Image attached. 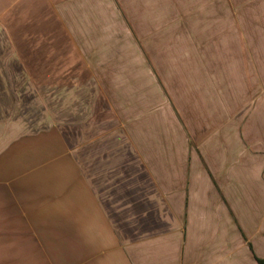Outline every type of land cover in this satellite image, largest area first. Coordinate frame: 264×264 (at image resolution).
Instances as JSON below:
<instances>
[{"label": "crops", "instance_id": "crops-1", "mask_svg": "<svg viewBox=\"0 0 264 264\" xmlns=\"http://www.w3.org/2000/svg\"><path fill=\"white\" fill-rule=\"evenodd\" d=\"M97 2L119 0H0V83L7 80L2 64L9 72L12 66L15 78L18 51L64 49L65 34L103 33L95 21L80 20L97 18V10L83 6ZM209 2L238 19V31L232 53L212 61L217 69L207 95L216 105L205 107L199 128L186 124L178 138L176 121L145 113L122 122L111 139L90 140L87 170L75 141L57 128V155L72 173L35 175L40 186L32 184L33 173H17V145L0 155V264H259L264 258V0ZM32 57L25 53L19 65ZM169 106L177 113L175 103ZM27 140L25 157L32 158L35 145L44 151L36 161L48 159L43 140ZM66 177L71 185H49Z\"/></svg>", "mask_w": 264, "mask_h": 264}, {"label": "rangeland", "instance_id": "rangeland-1", "mask_svg": "<svg viewBox=\"0 0 264 264\" xmlns=\"http://www.w3.org/2000/svg\"><path fill=\"white\" fill-rule=\"evenodd\" d=\"M115 3H83L84 8L97 10V18L80 20L95 21L103 33L65 34L64 49L18 51L15 78L12 66L10 74L9 65L2 64V79L7 80L0 83V155L17 145L21 150L18 170L28 169L17 173H33L34 186L41 185V178L35 176L40 173H72L71 165L63 166L57 155V128L64 130L68 142L75 141L87 170L90 140L105 135L111 139L119 133L122 122L135 123L145 113L156 111L162 121H176L177 137L183 138L186 124H198L199 128L205 107L216 105L215 99L207 95L214 81L211 70L217 69L212 61L232 53L238 19L225 8L214 10L207 0ZM118 8L125 10L128 19L117 17ZM244 21L241 19V23ZM55 22L49 19V25ZM55 36L50 35L49 41L55 42ZM90 40L107 42L110 48H73V41ZM25 53L33 57L29 64L19 65ZM90 60H95L96 65H91ZM169 103L176 104L177 113ZM194 132L199 137L200 130ZM26 139H39L35 143L43 140L48 159L41 164L36 161L41 151L35 145L32 158L25 157L31 148L24 142ZM177 144L184 146L179 140ZM28 159L34 161L28 163ZM65 181L54 180L49 185H71L67 177Z\"/></svg>", "mask_w": 264, "mask_h": 264}, {"label": "trees", "instance_id": "trees-1", "mask_svg": "<svg viewBox=\"0 0 264 264\" xmlns=\"http://www.w3.org/2000/svg\"><path fill=\"white\" fill-rule=\"evenodd\" d=\"M259 264H264V258L263 259H258Z\"/></svg>", "mask_w": 264, "mask_h": 264}]
</instances>
